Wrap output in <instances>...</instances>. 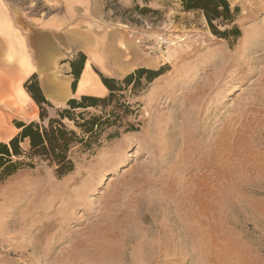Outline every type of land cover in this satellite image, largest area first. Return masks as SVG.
<instances>
[{
    "label": "rangeland",
    "instance_id": "1",
    "mask_svg": "<svg viewBox=\"0 0 264 264\" xmlns=\"http://www.w3.org/2000/svg\"><path fill=\"white\" fill-rule=\"evenodd\" d=\"M228 2L235 41L180 0H102L131 63L94 72L164 73L130 98L137 130L64 176L39 162L0 182V264H264V0Z\"/></svg>",
    "mask_w": 264,
    "mask_h": 264
},
{
    "label": "crops",
    "instance_id": "2",
    "mask_svg": "<svg viewBox=\"0 0 264 264\" xmlns=\"http://www.w3.org/2000/svg\"><path fill=\"white\" fill-rule=\"evenodd\" d=\"M105 15L102 0H0V140L14 119L37 116L23 87L30 76L36 75L45 98L61 107L72 98L106 94L94 65L110 76L115 67L128 69L126 37L115 38L114 29L104 26ZM77 53L86 60L72 90L69 61Z\"/></svg>",
    "mask_w": 264,
    "mask_h": 264
},
{
    "label": "trees",
    "instance_id": "3",
    "mask_svg": "<svg viewBox=\"0 0 264 264\" xmlns=\"http://www.w3.org/2000/svg\"><path fill=\"white\" fill-rule=\"evenodd\" d=\"M184 11L203 14L211 33L218 38L235 41L241 35L236 24L237 6L228 0H180ZM223 28V29H219ZM86 58L77 53L69 61L75 89ZM107 90L104 97L83 95L69 99L64 107H54L43 95L36 75L23 84L38 108V121L14 120L17 133L7 142H0V182L20 169L37 163L53 166L56 175L64 176L74 169V154L91 152L122 133L138 129L128 120L133 113L130 98L144 91L164 71L137 68L122 79L96 72ZM27 142V148L22 143Z\"/></svg>",
    "mask_w": 264,
    "mask_h": 264
}]
</instances>
